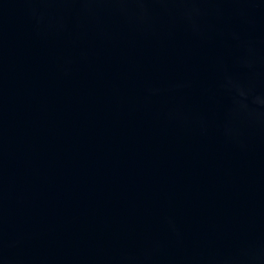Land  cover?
Here are the masks:
<instances>
[{
	"label": "water",
	"instance_id": "95a60500",
	"mask_svg": "<svg viewBox=\"0 0 264 264\" xmlns=\"http://www.w3.org/2000/svg\"><path fill=\"white\" fill-rule=\"evenodd\" d=\"M0 264H264V0H0Z\"/></svg>",
	"mask_w": 264,
	"mask_h": 264
}]
</instances>
